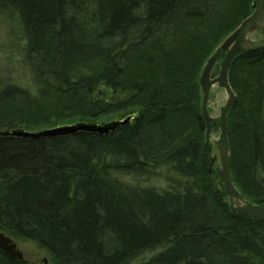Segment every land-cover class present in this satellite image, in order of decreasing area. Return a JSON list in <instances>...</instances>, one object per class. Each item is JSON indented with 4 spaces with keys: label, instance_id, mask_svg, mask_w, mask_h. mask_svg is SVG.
I'll return each instance as SVG.
<instances>
[{
    "label": "trees",
    "instance_id": "trees-1",
    "mask_svg": "<svg viewBox=\"0 0 264 264\" xmlns=\"http://www.w3.org/2000/svg\"><path fill=\"white\" fill-rule=\"evenodd\" d=\"M256 3L0 0L13 36L0 57V132L138 114L106 137H0V233L36 244L51 264H134L158 251L139 264H264V221L233 213L209 172L200 87ZM228 79L229 136L248 139L244 163L264 194V48L237 55ZM230 169L241 197L264 208L244 197L233 159ZM161 173L168 190L126 180ZM0 264L27 262L0 251Z\"/></svg>",
    "mask_w": 264,
    "mask_h": 264
},
{
    "label": "water",
    "instance_id": "water-1",
    "mask_svg": "<svg viewBox=\"0 0 264 264\" xmlns=\"http://www.w3.org/2000/svg\"><path fill=\"white\" fill-rule=\"evenodd\" d=\"M256 2L257 3L254 5V13L242 22L239 28L225 40L220 49L209 59L200 78V87L203 91L202 117L206 125L207 139H209L213 123V119L210 117L207 110L211 88L218 84L220 87L226 89L230 95V99L225 108L222 110L220 117L222 141L218 144L221 162V169L218 170V178L220 183L223 184L224 190L222 188H219V190L221 193L224 191L226 196L230 197L232 200L243 202V204L231 208L233 213H237L247 219L264 221V208L252 206L251 204L245 202L235 187L230 171V155L225 148V145L228 143L227 115L234 100L233 92L228 79L229 69L233 60L239 53L249 49L264 48V40L256 42L247 39V36L251 31L255 29L261 30L264 28V0H256ZM226 51L227 55L221 62L218 78L213 79L212 71L218 63V60L221 59L223 52ZM135 117V115H129L124 119L104 123L78 122L48 128L38 132H31L27 130L0 132V137H13L22 140L65 139L75 137L78 134H91L99 137H106L132 125ZM0 251L12 260L18 262L25 261L23 253L19 250L14 240L6 236L4 233H0Z\"/></svg>",
    "mask_w": 264,
    "mask_h": 264
},
{
    "label": "rangeland",
    "instance_id": "rangeland-1",
    "mask_svg": "<svg viewBox=\"0 0 264 264\" xmlns=\"http://www.w3.org/2000/svg\"><path fill=\"white\" fill-rule=\"evenodd\" d=\"M87 4L88 3H86V6H87ZM87 14H89L88 11H87ZM10 35H11V32L8 30L7 27H5V26L0 27V57L2 56L1 54H4V53L10 51V49H8V46H9L8 45V42H9L8 37H10L11 39L13 38V36H10ZM247 39L252 40V41H256V42L263 41L264 40V32L262 31V29L261 30L255 29L249 33V35L247 36ZM223 43L219 46V49L223 45ZM147 53L150 56L152 54L151 49H147ZM223 54H224L223 57L225 58L227 55V51L223 52ZM221 62H222V59L218 62L219 71H220ZM130 66L131 67L134 66L133 61L130 63ZM219 71L215 74L216 78H218ZM233 97L235 99L234 93H233ZM229 99H230V95H229L228 91L226 89L220 87L218 84L214 85L211 88L210 94H209V100H208V104H207V110L209 112L210 117L213 119L212 124L217 123L218 127L216 128L213 125L211 126V132H210L209 140L207 143H209V145L211 146V149H212L211 160L213 161L210 168H209V172H211V171L215 172L216 171L217 175H218V170L221 169L220 150H219V145H218L222 141V135H221V130H220V117H221V112L225 108ZM134 113H137V112H133V114ZM129 115H132V113L120 114L119 117H116V118L112 117V118H110V120L109 119L108 120H101L99 122L104 123V122H110L113 120H120V119L126 118ZM189 122L190 121L188 120V123ZM233 127H235V125ZM41 130H44V129H41ZM261 133L264 136V131ZM151 134L152 133L150 132V135ZM151 139H152V136H151ZM230 140H231V142H230ZM146 142L150 143V139L147 138ZM225 148L230 155V159H233V163L235 165V171H234L235 178L240 179L239 176H241V178H242L241 181L237 180V182H238L239 188L242 191L244 197L253 200V199L258 198L257 196H259L260 198H262L260 200H263L264 194L257 191V189L254 186L251 168H249V170H247L248 167L244 163V161L246 163H248L249 165L251 163L250 162L251 157H250V148H249L248 139H246L245 137H241V135L237 136V134H235V130H233L232 134L230 133V136H229V132H228V143H227V145H225ZM236 172H237V174H236ZM126 180L128 183L131 182L133 184V186H138L141 188L152 187V188H155L157 191L168 190L167 189V187H168L167 180L165 179V176L162 173H161V175H157V176L148 178V181H147V178L137 180V178H134V177H133V179L128 177ZM251 181L253 182V184ZM176 186L177 185H175L174 188ZM217 186L218 187L222 186L220 181L217 184ZM225 199L227 201V204L231 208L234 206L243 204V202L234 201L228 196ZM243 200L247 203H250L246 199H243ZM15 243L17 244L19 250L23 253L25 262H27V264H51L50 263V261H51L50 256L45 251L39 249L36 244L28 242V241H17ZM157 253H159V251L158 252H148V253L144 254L142 257H140L139 259H137L134 262V264H139L140 262L148 261L153 256H155Z\"/></svg>",
    "mask_w": 264,
    "mask_h": 264
},
{
    "label": "bare ground",
    "instance_id": "bare-ground-1",
    "mask_svg": "<svg viewBox=\"0 0 264 264\" xmlns=\"http://www.w3.org/2000/svg\"><path fill=\"white\" fill-rule=\"evenodd\" d=\"M24 130V129H23ZM4 132H11V131H4ZM206 134H207V130H206ZM206 134H205V139H206V141L208 142V140L209 139H207V136H206ZM17 139V138H16ZM230 171H231V169H230ZM222 184V183H221ZM219 188H222L223 190H224V187H223V184H222V186H219L218 187V190H219ZM219 192H220V190H219ZM221 193V192H220ZM240 193V192H239ZM221 194H225V192L223 191V193H221ZM253 206V205H252ZM256 207H258V206H256ZM262 208V207H261ZM244 217V216H243Z\"/></svg>",
    "mask_w": 264,
    "mask_h": 264
},
{
    "label": "flooded vegetation",
    "instance_id": "flooded-vegetation-1",
    "mask_svg": "<svg viewBox=\"0 0 264 264\" xmlns=\"http://www.w3.org/2000/svg\"><path fill=\"white\" fill-rule=\"evenodd\" d=\"M133 115H135L136 117H135V119H134V123H135V121L137 120V118H138V114L137 113H134Z\"/></svg>",
    "mask_w": 264,
    "mask_h": 264
}]
</instances>
